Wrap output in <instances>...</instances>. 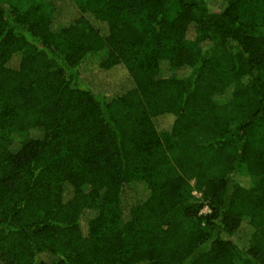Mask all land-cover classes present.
Returning <instances> with one entry per match:
<instances>
[{
	"label": "trees",
	"instance_id": "16d2710c",
	"mask_svg": "<svg viewBox=\"0 0 264 264\" xmlns=\"http://www.w3.org/2000/svg\"><path fill=\"white\" fill-rule=\"evenodd\" d=\"M0 264H264V0H0Z\"/></svg>",
	"mask_w": 264,
	"mask_h": 264
},
{
	"label": "rangeland",
	"instance_id": "374dc122",
	"mask_svg": "<svg viewBox=\"0 0 264 264\" xmlns=\"http://www.w3.org/2000/svg\"><path fill=\"white\" fill-rule=\"evenodd\" d=\"M224 4L225 0H209V6L212 10H220ZM60 20L65 21L63 17H60ZM18 60L19 56L16 55L12 59V63L16 64ZM82 72L89 79L93 88L106 91L109 95H114L117 91H120V88H127L130 85L125 69H104L99 65L97 58L85 62L82 65ZM160 124L162 126L168 125V120H161Z\"/></svg>",
	"mask_w": 264,
	"mask_h": 264
}]
</instances>
